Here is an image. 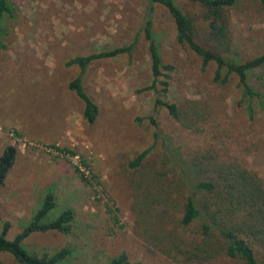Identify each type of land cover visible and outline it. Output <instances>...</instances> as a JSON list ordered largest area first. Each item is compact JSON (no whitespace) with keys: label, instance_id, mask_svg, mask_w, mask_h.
<instances>
[{"label":"rangeland","instance_id":"obj_1","mask_svg":"<svg viewBox=\"0 0 264 264\" xmlns=\"http://www.w3.org/2000/svg\"><path fill=\"white\" fill-rule=\"evenodd\" d=\"M10 2L14 14L4 18L7 34L0 45V155L10 143L19 152L0 185V231L10 221L7 237L13 239L52 191L56 207L49 219L71 207L73 229L33 233L26 246L39 254L70 248L59 264H111L121 253L140 264H246L215 239L219 251L209 260L179 252L203 242L200 220L182 224L183 206L198 181L215 177L216 164L239 165L264 178V108L256 105L254 116L248 115L238 78L216 82V65L203 69L201 56L177 41L170 14L158 6L162 57L175 71L168 94L142 90L153 82L144 32L147 0ZM178 2L199 19L201 4ZM229 12L233 41L223 54L241 61L264 53L260 3L244 1ZM131 43L130 53L95 60L85 71L83 85L99 107L96 121L88 122L83 100L69 87L80 68L67 62ZM249 81L264 91V68ZM157 97L198 119L173 118ZM255 250L264 264V250ZM0 264L21 263L5 252Z\"/></svg>","mask_w":264,"mask_h":264},{"label":"trees","instance_id":"obj_2","mask_svg":"<svg viewBox=\"0 0 264 264\" xmlns=\"http://www.w3.org/2000/svg\"><path fill=\"white\" fill-rule=\"evenodd\" d=\"M201 4L203 12L199 19L188 15L178 0H147L148 8L144 22L145 37L151 57L153 82L142 90L155 89L168 94L172 86L175 66L167 63L162 57L161 42L155 30V16L160 6L170 14L177 41L188 47L202 58V67L216 65L215 81L226 84L232 75L238 78V86L242 89V98L250 117L256 111V105L264 108V91L256 89L249 81L250 75L257 69L264 68V53L236 61L227 58L222 51L232 46L231 15L229 10L240 3L249 0H189ZM264 9V0H254ZM14 14L10 0H0V45L7 34L5 16ZM134 43L113 49L77 55L71 58L68 65H78L80 74L70 83L71 90L84 102V118L93 123L99 115L97 103L86 91L83 85V75L95 61L130 53ZM160 90L158 89V86ZM156 104L164 106L169 114L184 120L190 116L198 119L192 112H185L174 101L157 97ZM197 113V110L194 109ZM60 151L75 156L76 151L70 148L52 146ZM150 148L141 152L132 162L140 165ZM19 148L16 144H8L0 155V185L14 166ZM215 177L200 180L196 183L197 191L188 194L184 201L182 224L191 225L195 220L202 224L203 242L195 248L185 247L179 252L188 259L209 260L215 257L219 248L224 249L232 257H240L246 264H261L257 258L255 246L264 250V178L248 168L232 164H216ZM79 172V170H77ZM197 192L201 196L197 200ZM56 207V195L48 192L31 222L27 224L13 239L7 234L11 227L10 221H5L0 231V262L1 254H12L21 264H59L71 253V249L63 247L53 252L42 254L32 252L26 246L27 239L37 232L60 231L70 233L75 218L71 207L65 208L56 218L49 219ZM1 221V219H0ZM218 240V246L214 245ZM173 249V248H172ZM177 249V247H176ZM166 253H171L170 248ZM111 264H140L131 261L126 253L114 257Z\"/></svg>","mask_w":264,"mask_h":264},{"label":"built area","instance_id":"obj_3","mask_svg":"<svg viewBox=\"0 0 264 264\" xmlns=\"http://www.w3.org/2000/svg\"><path fill=\"white\" fill-rule=\"evenodd\" d=\"M86 173H89V170H86Z\"/></svg>","mask_w":264,"mask_h":264}]
</instances>
